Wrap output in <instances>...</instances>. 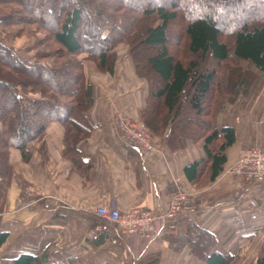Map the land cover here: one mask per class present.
<instances>
[{"label":"trees","instance_id":"obj_1","mask_svg":"<svg viewBox=\"0 0 264 264\" xmlns=\"http://www.w3.org/2000/svg\"><path fill=\"white\" fill-rule=\"evenodd\" d=\"M10 25L43 35L27 57L0 38V211L12 171L9 149L27 160L28 144L58 121L64 155L76 153L93 128L84 62L111 74L120 44L127 46L135 75L147 83L142 125L172 152L188 140L202 142L205 157L184 168L187 180L198 185L223 171L235 143L234 130L218 126L225 105L239 99L243 108L264 83V0H0V27ZM135 41L154 53L141 60ZM5 239L0 233V246ZM167 239L171 250L187 248L202 264H235L217 250L213 234L192 222ZM48 256L49 248L39 257L21 254L2 264H45ZM158 257L140 264H157ZM255 264H264V247Z\"/></svg>","mask_w":264,"mask_h":264},{"label":"crops","instance_id":"obj_2","mask_svg":"<svg viewBox=\"0 0 264 264\" xmlns=\"http://www.w3.org/2000/svg\"><path fill=\"white\" fill-rule=\"evenodd\" d=\"M113 73L92 72V107L87 112L93 128L79 141L76 153L64 155V129L48 124L41 140L28 144V159L16 148L8 151L11 175L0 211V264L21 254L41 256L45 264H140L158 255L157 264H202L189 249L169 248L186 222L213 234L218 251L228 252L235 264H255L264 247V182H247L226 168L242 147L264 149V83L250 104L239 99L226 104L218 126L231 127L235 143L227 149L223 171L211 182H189L184 168L205 157L201 141L185 142L170 151L155 139L157 152L141 154L123 141L117 115L141 123L148 95L147 83L135 75L127 46L118 45ZM181 191L187 204L164 226L156 243L126 237L96 214L101 205L120 212H161L160 202ZM168 236V237H167ZM167 237V238H166Z\"/></svg>","mask_w":264,"mask_h":264},{"label":"built area","instance_id":"obj_3","mask_svg":"<svg viewBox=\"0 0 264 264\" xmlns=\"http://www.w3.org/2000/svg\"><path fill=\"white\" fill-rule=\"evenodd\" d=\"M117 126L127 144H133L141 154L157 152L151 133L139 122L129 117L117 115ZM229 173L247 182H264V149L259 146L242 147ZM188 195L176 191L167 200L161 201V212L155 214L145 210L120 212L114 207L101 205L96 214L111 223L126 237H138L146 242H159L164 236V226L173 221L187 204Z\"/></svg>","mask_w":264,"mask_h":264},{"label":"rangeland","instance_id":"obj_4","mask_svg":"<svg viewBox=\"0 0 264 264\" xmlns=\"http://www.w3.org/2000/svg\"><path fill=\"white\" fill-rule=\"evenodd\" d=\"M248 3V0H245V4ZM6 16L8 18H11V15L9 12H5ZM22 26L19 25H10L8 27H0V38L10 47L15 52H20V54L24 57L27 56H32L34 54L33 50H30L31 45L33 44L34 40L38 37H41L43 34L42 32L40 33H34L30 30L24 29L21 31ZM139 41V37L138 40ZM137 41H135L134 45L135 50L138 53V56L140 55L142 58L141 60L147 59L150 55L154 53L153 49H150L148 47L142 46L141 44H137ZM143 56V57H142ZM80 59L85 60L86 58V53H82L79 56ZM84 68H85V73L87 76V79L90 80V72H98L95 68V66L88 61L84 62ZM91 70V71H90ZM237 153L235 155L234 161L236 160ZM0 160L2 162V158L0 157ZM234 161L228 165L226 168V171L230 172L229 169L233 165Z\"/></svg>","mask_w":264,"mask_h":264}]
</instances>
